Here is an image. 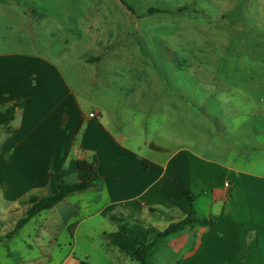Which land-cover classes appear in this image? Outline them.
<instances>
[{
	"label": "crops",
	"instance_id": "0c3cea01",
	"mask_svg": "<svg viewBox=\"0 0 264 264\" xmlns=\"http://www.w3.org/2000/svg\"><path fill=\"white\" fill-rule=\"evenodd\" d=\"M15 2L26 3L18 5L22 8L18 19L41 12L38 17L67 29L71 37L26 46L10 44L11 38L5 37L0 49L60 50L62 54L104 50L109 26L116 25L109 0H66V4L0 0V13L4 12L0 26L10 33L9 8ZM40 2L44 5L37 6ZM60 19L66 20L62 26ZM8 30L5 34L10 35ZM3 59L12 68H0V108L20 102L23 107L11 124L0 127V161L4 155L7 158L0 165V264H140L119 245L134 253L140 243L153 242L171 223L183 220L185 215L176 204L187 190L197 196L195 208L201 218L219 219L211 227L186 228L161 239L155 247V262L264 264V122L247 125L243 145L249 148L232 151L221 144L209 147L206 141L197 150L185 145L160 152L144 137L128 148L125 137H116L108 123L100 120V126L88 123L85 141L72 153L75 127L61 124L71 97L63 89L65 77L58 61L36 54ZM101 61V54H87L81 60L84 65ZM251 72L257 71L252 68ZM256 78L262 83L257 87L263 104L264 75ZM61 102L66 109L60 108ZM248 114L264 117L259 106ZM117 129L124 131L121 124ZM241 129L223 128L224 135L235 139L234 146H239L236 134ZM207 137L220 135L211 129ZM158 152L162 157L156 156ZM96 157L99 181L95 187L69 196L17 228L31 199L50 194L52 179L73 184L93 178L95 172L81 170L78 162L91 163Z\"/></svg>",
	"mask_w": 264,
	"mask_h": 264
},
{
	"label": "rangeland",
	"instance_id": "374dc122",
	"mask_svg": "<svg viewBox=\"0 0 264 264\" xmlns=\"http://www.w3.org/2000/svg\"><path fill=\"white\" fill-rule=\"evenodd\" d=\"M19 4L26 5L15 2L9 8L12 32L0 26V47L5 37L11 38L10 44L23 46L71 37L67 29L38 17L41 12L18 19ZM127 4L132 11L120 6V0H109L116 25L109 26L104 50L62 54L60 50L0 49V59L36 54L58 61L65 77L63 89L71 97L61 124L75 127L72 153L85 141L88 123L100 126L101 121L116 137L124 136L125 146L131 149L140 137L166 151L185 145L197 150L206 141L209 147L221 144L232 151L249 148L243 145L247 125L264 122L263 116L248 114L256 106L264 111L257 87L262 83L256 78L264 75V0H127ZM152 9L157 12L150 13ZM3 19L2 11L0 22ZM65 22L60 19L61 26ZM87 54H101L102 61L84 65L81 60ZM0 68L12 67L0 60ZM252 68L257 72L252 73ZM62 102L60 108L66 109ZM91 113L98 119H89ZM120 124L123 132L117 129ZM235 126L244 128L236 134L239 146L223 130ZM211 129L220 137L208 138ZM154 259L152 263L159 264Z\"/></svg>",
	"mask_w": 264,
	"mask_h": 264
},
{
	"label": "trees",
	"instance_id": "16d2710c",
	"mask_svg": "<svg viewBox=\"0 0 264 264\" xmlns=\"http://www.w3.org/2000/svg\"><path fill=\"white\" fill-rule=\"evenodd\" d=\"M121 2L126 8L132 11V8L127 4V0H121ZM156 12L157 11L154 9L150 10V13L152 14ZM21 107L22 103H14L0 109V127L8 126L9 124H11L16 117L17 110ZM78 165L81 170L95 172L93 178L85 182L73 184L63 182L57 183L52 179L50 194L41 199L36 197H33L31 199L27 215L23 220L20 221L17 228L25 225L28 221H30L33 217L37 216L41 212L52 209L69 196L75 193L87 191L97 185L99 181V175L97 173L98 161L94 159L91 163L78 162ZM196 200V195L192 194L188 190L185 191L182 198L176 204V207L184 213L185 218L179 222L171 223L165 231L157 235L153 242L149 244L140 243L139 248L134 253H131L126 249V247L122 245H119V247L124 252L129 254L133 259L137 260L140 264H153L152 258L156 250L155 247L161 239L178 234L186 228H205L211 227L216 224L219 219L218 217L203 219L199 216L195 208ZM12 235L13 234L11 233L9 237Z\"/></svg>",
	"mask_w": 264,
	"mask_h": 264
},
{
	"label": "water",
	"instance_id": "95a60500",
	"mask_svg": "<svg viewBox=\"0 0 264 264\" xmlns=\"http://www.w3.org/2000/svg\"><path fill=\"white\" fill-rule=\"evenodd\" d=\"M151 148H152L153 150H155V151H160V152H164V151H166V150H164V149H162V148H160V147L155 146L154 144L151 145Z\"/></svg>",
	"mask_w": 264,
	"mask_h": 264
},
{
	"label": "built area",
	"instance_id": "2783aa9c",
	"mask_svg": "<svg viewBox=\"0 0 264 264\" xmlns=\"http://www.w3.org/2000/svg\"><path fill=\"white\" fill-rule=\"evenodd\" d=\"M89 118L90 119H98V116L96 114L92 113L89 115ZM228 186H229V184H225V187H228Z\"/></svg>",
	"mask_w": 264,
	"mask_h": 264
}]
</instances>
